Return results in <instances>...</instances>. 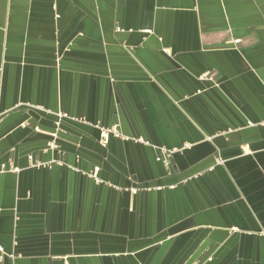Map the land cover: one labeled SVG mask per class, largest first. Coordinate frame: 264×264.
<instances>
[{"label":"crops","instance_id":"obj_1","mask_svg":"<svg viewBox=\"0 0 264 264\" xmlns=\"http://www.w3.org/2000/svg\"><path fill=\"white\" fill-rule=\"evenodd\" d=\"M0 264H264V0H0Z\"/></svg>","mask_w":264,"mask_h":264},{"label":"built area","instance_id":"obj_2","mask_svg":"<svg viewBox=\"0 0 264 264\" xmlns=\"http://www.w3.org/2000/svg\"><path fill=\"white\" fill-rule=\"evenodd\" d=\"M236 42H238V41H236ZM114 133L116 134L117 132L116 131H114ZM104 137H105V139H106V134L105 135H103ZM104 143L106 142V140H104L103 141ZM1 168H4L3 166H1ZM97 171H98V167H95L94 169H93V172L91 173V178H93L96 182H98V179H97Z\"/></svg>","mask_w":264,"mask_h":264}]
</instances>
